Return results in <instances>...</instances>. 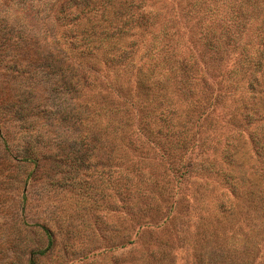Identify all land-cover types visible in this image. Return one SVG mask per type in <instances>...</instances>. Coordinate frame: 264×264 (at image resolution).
<instances>
[{"label":"rangeland","instance_id":"rangeland-1","mask_svg":"<svg viewBox=\"0 0 264 264\" xmlns=\"http://www.w3.org/2000/svg\"><path fill=\"white\" fill-rule=\"evenodd\" d=\"M58 2L0 0V264L30 253L35 264H264V154L250 143L264 139V116L245 128L240 113L264 110V58L258 73L248 62L259 48L243 60L241 42L205 20L221 33L218 57L212 68L200 58L191 100L165 88L176 113L159 123L127 101L145 53L121 71L96 63L93 86L74 91L86 59L62 36ZM200 17L166 29L168 51L201 49ZM184 112V146L152 147L141 127L177 133Z\"/></svg>","mask_w":264,"mask_h":264},{"label":"trees","instance_id":"trees-1","mask_svg":"<svg viewBox=\"0 0 264 264\" xmlns=\"http://www.w3.org/2000/svg\"><path fill=\"white\" fill-rule=\"evenodd\" d=\"M197 11L201 16L196 20L200 30L198 41H202L199 44L201 49L198 52L195 50L197 53L194 54L193 49L188 47L185 57H177L175 52L168 51L166 29L173 30L175 25L180 24V20L184 21L191 15L195 16ZM263 11L264 0H59L54 18L58 19L60 15H63L62 18L69 25V29L68 33L62 32V36L68 34L71 39L68 46L78 56L86 59V68L81 72L84 77L74 80L72 88L75 92L79 91L83 85L93 86L95 76L92 71L99 70L96 63H102V67L108 72L121 71L137 59L138 54L141 58L142 53H145V61L148 65L145 68L139 66L136 69L137 94L128 97L127 101L132 107L140 109V114L145 116L151 114L160 123L165 121L166 114L171 117L176 113L175 110L170 109L172 106L170 94L165 88L172 86L179 92L184 89L189 90V76L196 73L195 70L201 62L200 58L204 55L205 62L201 64L205 68H212L211 63L217 56L215 43L221 37L220 32L216 33L218 29L230 32L229 43L233 42L236 45L241 42L239 56L242 55L245 61L250 50L259 48L254 58L250 57L248 62L252 68L250 73L260 71V63L264 58ZM205 20H209L208 23L210 20L216 22L214 26L217 30L215 31L211 25H204L202 28L201 23ZM185 23L189 22L185 21ZM148 36L151 37L152 43L145 39ZM126 38L128 41L123 40ZM102 40L108 42L104 47H101ZM176 46L177 53L182 47L179 44ZM99 49V54L92 57L91 61L93 56L91 51ZM192 80H194L193 77ZM252 80L253 84H251ZM234 83L237 84L236 81ZM245 83L251 92L255 86L259 87V81L256 78L248 79L246 76ZM115 90L119 93L118 89ZM186 90L182 96L191 100L192 93ZM192 102L195 103V101ZM240 113L245 120V128L250 121L259 120L264 116V110L259 112L243 104L240 105ZM179 118V123L184 126L182 125L177 133L167 129V132L165 131L159 138L160 129L153 131L147 128L145 123L141 127L142 134L147 140H151L152 147L163 149L164 142L169 140L170 144L175 142L178 143L179 148H182L184 144H180L183 143L181 135L188 133L187 127L190 126L188 123L190 124L193 118L187 112ZM250 143L255 155L264 154V139L260 141V138L251 136ZM262 172L264 175V160ZM49 244L50 241L47 245ZM44 252L45 249L38 251L36 255H42ZM32 254H29L28 264H35Z\"/></svg>","mask_w":264,"mask_h":264}]
</instances>
